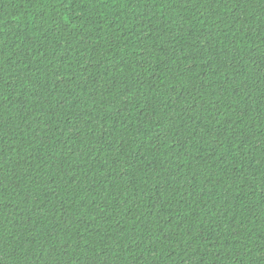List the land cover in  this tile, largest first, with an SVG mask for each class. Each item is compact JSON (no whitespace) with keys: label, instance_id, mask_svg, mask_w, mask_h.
I'll use <instances>...</instances> for the list:
<instances>
[{"label":"trees","instance_id":"16d2710c","mask_svg":"<svg viewBox=\"0 0 264 264\" xmlns=\"http://www.w3.org/2000/svg\"><path fill=\"white\" fill-rule=\"evenodd\" d=\"M0 264H264V0H0Z\"/></svg>","mask_w":264,"mask_h":264}]
</instances>
